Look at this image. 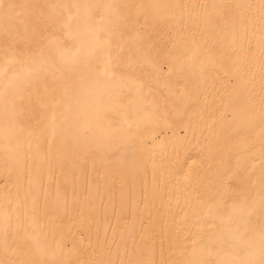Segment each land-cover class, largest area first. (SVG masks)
<instances>
[{"label":"bare ground","instance_id":"bare-ground-1","mask_svg":"<svg viewBox=\"0 0 264 264\" xmlns=\"http://www.w3.org/2000/svg\"><path fill=\"white\" fill-rule=\"evenodd\" d=\"M3 3L0 264H259L264 0Z\"/></svg>","mask_w":264,"mask_h":264},{"label":"snow or ice","instance_id":"snow-or-ice-1","mask_svg":"<svg viewBox=\"0 0 264 264\" xmlns=\"http://www.w3.org/2000/svg\"><path fill=\"white\" fill-rule=\"evenodd\" d=\"M3 0H0V8H4ZM15 5L8 4L7 8L10 10ZM61 7L67 8L68 5H62ZM78 7V6H74ZM71 19V15H69ZM107 44V41L104 42ZM49 55L54 63H59L65 66L70 72L77 74L81 79L94 78L99 79L104 85L109 86L114 83L111 79L114 73L111 70V59L99 61L96 59L94 52L92 51L93 45L89 44L87 47L83 42L78 45H74L73 49H65L63 45L56 41L50 42ZM102 63L103 67L97 72L95 65ZM259 264H264V251L261 253V259Z\"/></svg>","mask_w":264,"mask_h":264}]
</instances>
